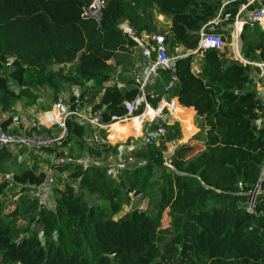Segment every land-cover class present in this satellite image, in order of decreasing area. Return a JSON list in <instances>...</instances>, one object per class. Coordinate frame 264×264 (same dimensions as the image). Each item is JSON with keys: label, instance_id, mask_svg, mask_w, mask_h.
Masks as SVG:
<instances>
[{"label": "trees", "instance_id": "trees-1", "mask_svg": "<svg viewBox=\"0 0 264 264\" xmlns=\"http://www.w3.org/2000/svg\"><path fill=\"white\" fill-rule=\"evenodd\" d=\"M92 1L0 0V112L11 114L20 100L36 105L38 88H48L56 102L62 86L70 85L104 124L124 118L123 104L138 91L132 82L110 84L109 63L128 59L136 44L117 27L127 22L136 36L157 33L155 9L170 22L163 31L168 52L181 46L189 53L174 60L173 71L157 69L146 102L156 109L162 100H176L202 121L200 131L195 142L177 145L167 157L164 145L148 142L134 153L140 162L114 176L99 165L45 162L76 185L53 188L52 209L29 195L45 174L18 168L12 181H0V264H264V122L256 125L264 101L248 74L252 65L229 59L225 50L197 47L198 32L220 0H104L98 19L83 16ZM240 39L242 58L264 63L260 31L246 26ZM173 117L185 135V119ZM11 121L1 123L4 131ZM159 125L166 142L180 138L177 122L158 120L149 130ZM66 131L54 148L84 145L86 127L68 120ZM14 158L1 148L0 169ZM12 183L23 194L6 209ZM139 195L148 196L153 213L119 215L127 199Z\"/></svg>", "mask_w": 264, "mask_h": 264}, {"label": "built area", "instance_id": "built-area-1", "mask_svg": "<svg viewBox=\"0 0 264 264\" xmlns=\"http://www.w3.org/2000/svg\"><path fill=\"white\" fill-rule=\"evenodd\" d=\"M104 6V0H93L92 3L83 11V16L92 17L94 19L99 18L100 9ZM257 28L260 33L264 36V0H220L219 7L217 8L215 15L207 23H205L198 32L197 47L200 50H214L221 51L225 40L226 34L229 33L231 42L234 43L233 54L235 61H238L246 65L247 61L243 60L238 51L239 37L245 27ZM120 31L127 34L136 44L140 57L145 62L144 67L140 68L141 72L132 78L134 87L138 93L132 101L125 102L123 104L126 112V122L132 118H141L147 111L152 110L150 105L145 99V88L153 84L156 78V71L158 68L168 69L173 71V62L176 58L182 57L187 53L181 55H175L170 57L168 55V45L166 43V36L169 34L154 33L148 36L142 33L140 36H136L135 33L130 29L127 22H122L117 27ZM146 35V39L141 38L142 35ZM264 54V44H263ZM151 52H154V60L151 59ZM248 65H255L261 68V73L264 71V63L257 64L248 62ZM9 66V63L6 64ZM140 67L139 64L135 65V68ZM255 81V80H254ZM256 82V81H255ZM171 85V84H170ZM258 86V89H257ZM256 91L264 101V86L256 82ZM72 96V97H71ZM69 98L58 97L56 102H53L50 109L41 112V117L37 116V120L32 121L30 124L25 123L24 130H7L4 131L1 127V123L8 119L1 120L0 122V149H27L31 152H40L45 149L54 148L64 141L66 136V122L72 120L77 124H80L87 128L88 135L91 139L96 140L98 137V131L105 129L108 125L100 121L99 112L92 113L91 107L82 104L79 101V94L75 91L72 92ZM161 105L157 106L155 110H159V114L151 120H141L140 126L141 131L145 128L148 136L147 142H156V138H163L166 134V129L159 125L154 132L149 130L150 125L153 122L161 120L160 113L164 108L168 111L169 117H171L170 109H174L175 103L172 101L164 103L161 101ZM142 106L140 115H134V112ZM159 107V108H158ZM147 121V123H145ZM166 125L169 122L166 119ZM263 120L259 119L256 122L257 127H260ZM145 123V124H144ZM145 125V126H143ZM45 129V130H44ZM50 130V133L46 132ZM77 164L81 165L84 169L88 167L85 159L83 160H72L70 158L62 159L56 158L52 164ZM109 176H114L110 170H106ZM262 173L264 174V166ZM51 180L45 175L43 183H41L37 189L40 194V203H47L51 199L53 201V189H51ZM257 190L252 192V196L248 202V209L251 210L254 203V198ZM50 199H46L47 197ZM39 197V196H38ZM38 200V201H39ZM46 205V204H44Z\"/></svg>", "mask_w": 264, "mask_h": 264}, {"label": "rangeland", "instance_id": "rangeland-1", "mask_svg": "<svg viewBox=\"0 0 264 264\" xmlns=\"http://www.w3.org/2000/svg\"><path fill=\"white\" fill-rule=\"evenodd\" d=\"M222 1V0H221ZM151 14L154 19V24L157 26V33H160L161 31H165L168 29V19H166L162 15H158L155 9L151 10ZM166 33V32H163ZM154 33L147 34L148 36L152 35ZM151 37V36H150ZM141 38L143 40L146 39V35H142ZM238 49H241V39L239 37V47ZM226 51L227 57L231 60H235L233 50H234V43L230 40L226 41L224 43V46L221 51ZM238 50V51H239ZM185 49L181 47V49H176L175 52H168V55L170 57L177 55L184 54ZM128 59H125L121 62L112 60L109 63L110 67V84L116 85L118 88H123L127 82H132V78H135V75L141 72L142 67H144L145 62L140 57V54L138 50L135 48L131 54H129ZM196 61L193 66V71L198 70V66L200 64V56L195 57ZM253 63V62H251ZM257 64H262L263 62H254ZM139 64L140 67L135 68V65ZM254 66V67H253ZM252 67H249L248 74L251 75L254 80L257 83H260L261 86H264V71L261 73V68L253 65ZM68 66L63 67L62 69H67ZM53 71H58L60 67L54 66L51 68ZM13 90L15 88L11 86ZM74 87L71 88L70 85H63L60 98L66 97L69 98L72 94ZM258 89V86H257ZM76 91L79 93V91L76 89ZM39 93V99L42 100V102L38 103L34 107H26L24 102L22 100L16 102L14 105L13 111L11 114L0 112V122L3 119H6L7 117H11L12 121L8 126H5L6 130H24L25 129V123L30 124L32 121L37 120V114L41 117V112L43 113L47 109H43L44 105L47 101L51 98V94L49 90L43 89L41 91H38ZM263 95H259V97H262ZM176 106L177 102L176 100H173ZM162 102H160L159 106ZM165 103V101H164ZM159 108V107H158ZM152 109V108H151ZM155 110V109H152ZM165 111L162 110L160 113L161 120L166 119L169 117L168 111L164 108ZM174 115V113H171ZM140 115V114H139ZM158 115V114H157ZM157 115H150L145 120H151ZM175 115H185V113L182 111L179 114ZM188 117V115H187ZM170 120L169 125L173 124L174 122H177L179 124V132H180V138L173 140L171 142H166L165 138H156L157 145H164L165 150L163 151L164 157H167L171 152L172 149H175V147L179 144H185L188 142H195L196 139H194L195 134H197L200 131V126L202 124V121L199 120V118L195 115L193 112V117L188 118V125L190 130V136L185 139V135H183L182 132V126L181 123L176 120L173 116L169 117ZM7 120V119H6ZM118 123L119 129L116 131H111V127L113 124ZM125 118L116 120L114 123L107 124L108 126L105 129H100L98 131V137L96 140H93L88 135L86 139H84V145L82 147L79 146H72V144L68 143L63 147H57L52 148L50 150H42L40 152H31L27 149H18V148H12L9 149L11 153L14 155V160L6 164L4 167L0 169V181L9 180L12 181V175L15 171L18 170V168H30L33 169L35 172H42L44 173L50 180H51V189L53 188H75L76 185L72 184V181L70 178L67 177L66 173H58L53 172L51 169H49L48 164H52L56 158H62L67 159L70 158L72 160H83L85 159L87 162V165H99L103 167L104 169L110 170L112 174L114 175L116 170L118 168L133 166L135 164H138L140 162L139 159H136L134 156V153L143 148L148 142V136L146 134L145 128L139 132L138 134H132L126 131L124 128L127 124H129V120L127 121V124ZM147 123V121H145ZM144 123V124H145ZM145 126V125H143ZM114 133V134H113ZM110 136V137H109ZM59 148V149H58ZM58 149V154L56 156V150ZM201 147L197 145V150H200ZM10 190L7 191L4 201V206H6V209L13 208L15 204L18 202L19 197L22 193V187L19 185H15L12 183L10 185ZM31 197H36L38 200L41 197L39 192H37V189H34L32 192L29 193ZM39 196V197H38ZM46 199H50L48 196ZM2 200V198H1ZM39 202H41L39 200ZM42 204V203H41ZM45 206L47 208L52 209L53 201L51 199L47 201ZM43 204V205H44ZM133 209L138 210H145L148 214H152V208L148 201V196L139 195L136 197H130L127 199L125 204L122 207V210L119 215H122L128 211H131ZM166 222H163V224Z\"/></svg>", "mask_w": 264, "mask_h": 264}, {"label": "crops", "instance_id": "crops-1", "mask_svg": "<svg viewBox=\"0 0 264 264\" xmlns=\"http://www.w3.org/2000/svg\"><path fill=\"white\" fill-rule=\"evenodd\" d=\"M168 29H169V27H170V22L168 21ZM168 29H166V30H168ZM177 49H181V46H178L177 47ZM184 53H189V52H187V51H185ZM241 55V54H240ZM242 57V56H241ZM253 66V65H252ZM74 86H71V88H73ZM75 89H73V91L72 92H75L76 91V87H74ZM43 89H46V87H44V88H38L37 89V93H39L38 91H41V90H43ZM48 89V88H47ZM49 90V89H48ZM78 90V89H77ZM79 91V90H78ZM49 92H50V90H49ZM77 92V91H76ZM78 93V92H77ZM80 93V92H79ZM78 93V94H79ZM50 94H51V92H50ZM61 94V93H60ZM60 94H59V96H60ZM39 95V94H38ZM51 98H52V96H51ZM97 99H98V97H97ZM40 102H42V100L41 99H38L37 100V104L38 103H40ZM36 104V105H37ZM53 104V101H52V99H49V101H47L46 102V104L44 105V107H43V109L45 110V109H47V110H49L50 109V107H51V105ZM36 105H34V106H36ZM34 106H32V107H34ZM31 107V108H32ZM180 107V106H179ZM180 109H181V107H180ZM46 110V111H47ZM182 110V109H181ZM185 111V110H184ZM172 113V112H171ZM37 116H39V114H37ZM173 116H177V117H183L184 119H185V121H186V134H185V139L188 137V135H189V133H190V130H189V125L187 124L188 123V118H189V115H188V117H187V113H186V111H185V115H173ZM133 119H135V118H133ZM133 119H131L130 121H129V124H127L126 125V127L124 128L126 131H130V129L132 128V121H133ZM167 120L169 121L170 120V118L168 117L167 118ZM127 123V122H126ZM114 125V124H113ZM115 125L117 126L116 128H114L115 130H111V131H116V129L118 130L119 129V125H118V123H115ZM131 125V126H130ZM130 126V127H129ZM140 131H141V129H140ZM130 133V132H129ZM110 137V136H109ZM174 149H172V151H173Z\"/></svg>", "mask_w": 264, "mask_h": 264}, {"label": "bare ground", "instance_id": "bare-ground-1", "mask_svg": "<svg viewBox=\"0 0 264 264\" xmlns=\"http://www.w3.org/2000/svg\"><path fill=\"white\" fill-rule=\"evenodd\" d=\"M170 111L172 112V113H174V114H179V113H181L182 112V110L180 109V107L179 106H174V109H170ZM157 115V114H159V110H149V111H147L141 118H135V119H133V121H132V128L130 129V133H132V134H138L139 132H141L140 131V129H141V126H140V121L143 119V120H145L148 116H150V115ZM172 115V114H171ZM131 120V119H130ZM129 120V121H130ZM131 126V125H130ZM129 126V127H130ZM117 126L114 124V125H112V127H111V130H115L114 128H116ZM114 134V133H113Z\"/></svg>", "mask_w": 264, "mask_h": 264}, {"label": "water", "instance_id": "water-1", "mask_svg": "<svg viewBox=\"0 0 264 264\" xmlns=\"http://www.w3.org/2000/svg\"><path fill=\"white\" fill-rule=\"evenodd\" d=\"M246 64H249L248 62ZM127 124V123H125ZM262 176H263V173H261V176H260V181L262 180Z\"/></svg>", "mask_w": 264, "mask_h": 264}, {"label": "clouds", "instance_id": "clouds-1", "mask_svg": "<svg viewBox=\"0 0 264 264\" xmlns=\"http://www.w3.org/2000/svg\"><path fill=\"white\" fill-rule=\"evenodd\" d=\"M240 51V50H239ZM188 54V53H187ZM244 60V59H243ZM248 62V61H247ZM248 65V64H247ZM178 105V104H177Z\"/></svg>", "mask_w": 264, "mask_h": 264}]
</instances>
